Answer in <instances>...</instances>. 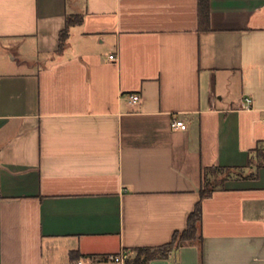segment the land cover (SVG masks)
I'll use <instances>...</instances> for the list:
<instances>
[{
	"label": "crops",
	"instance_id": "obj_1",
	"mask_svg": "<svg viewBox=\"0 0 264 264\" xmlns=\"http://www.w3.org/2000/svg\"><path fill=\"white\" fill-rule=\"evenodd\" d=\"M258 145L264 0H208L205 19L198 0H0V264L163 245L209 166L254 176L202 200L200 239L146 264H264Z\"/></svg>",
	"mask_w": 264,
	"mask_h": 264
},
{
	"label": "trees",
	"instance_id": "obj_2",
	"mask_svg": "<svg viewBox=\"0 0 264 264\" xmlns=\"http://www.w3.org/2000/svg\"><path fill=\"white\" fill-rule=\"evenodd\" d=\"M200 19L207 18L208 0H198ZM81 20L79 15L68 16L65 21L64 28L59 34V47L64 43L67 36V30L70 26L78 24ZM260 162L256 167L264 165V148L259 149ZM243 168L225 167V166H209L202 169L201 182L198 190L199 199L195 203L193 210L187 216L186 228L181 231L173 232L169 242L157 247H139L135 249V255L131 261L125 264H146L149 260L155 258H165L178 249L182 245H186L191 241L200 239L198 227L202 218V200L208 197L213 191L222 189L224 182L232 177H253L254 175L239 174L238 170ZM236 172V173H234ZM226 173L224 176L219 177ZM219 174V175H218Z\"/></svg>",
	"mask_w": 264,
	"mask_h": 264
},
{
	"label": "built area",
	"instance_id": "obj_3",
	"mask_svg": "<svg viewBox=\"0 0 264 264\" xmlns=\"http://www.w3.org/2000/svg\"><path fill=\"white\" fill-rule=\"evenodd\" d=\"M109 58L113 59V55H109ZM128 100L130 103H136L138 101L137 94H129ZM252 99L249 96L243 98V108L251 107ZM171 126L175 128L184 129L186 126L182 120L174 119L171 121ZM132 255L130 251L121 249L115 253H104L94 257L79 258L72 264H125L131 261Z\"/></svg>",
	"mask_w": 264,
	"mask_h": 264
},
{
	"label": "rangeland",
	"instance_id": "obj_4",
	"mask_svg": "<svg viewBox=\"0 0 264 264\" xmlns=\"http://www.w3.org/2000/svg\"><path fill=\"white\" fill-rule=\"evenodd\" d=\"M260 148H264V147H261L260 145H258V147L256 148V152H255V155H254V159H253V161H252V164H254L255 166L260 162V159H259V152H260ZM249 171V172H248ZM238 172H239V174H242V176H244V175H251L253 172L251 171L250 172V170H248V169H240V170H238ZM234 173H236V172H234ZM226 173H223L222 175H219V177H222V176H224Z\"/></svg>",
	"mask_w": 264,
	"mask_h": 264
}]
</instances>
